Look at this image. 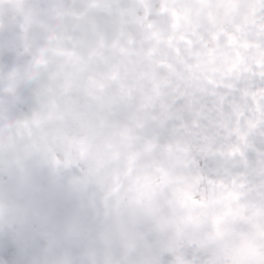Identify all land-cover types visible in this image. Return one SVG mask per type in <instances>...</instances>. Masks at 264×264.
Returning a JSON list of instances; mask_svg holds the SVG:
<instances>
[{
    "label": "clouds",
    "instance_id": "1",
    "mask_svg": "<svg viewBox=\"0 0 264 264\" xmlns=\"http://www.w3.org/2000/svg\"><path fill=\"white\" fill-rule=\"evenodd\" d=\"M0 264H264V0H0Z\"/></svg>",
    "mask_w": 264,
    "mask_h": 264
}]
</instances>
